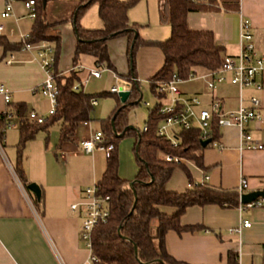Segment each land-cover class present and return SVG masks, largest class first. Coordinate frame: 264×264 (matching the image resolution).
<instances>
[{"label": "crops", "instance_id": "1", "mask_svg": "<svg viewBox=\"0 0 264 264\" xmlns=\"http://www.w3.org/2000/svg\"><path fill=\"white\" fill-rule=\"evenodd\" d=\"M80 1L44 2L46 20L59 21L52 26L60 35L59 54L54 70L65 75L73 67L79 80L86 78L82 86V91L86 93L109 91L108 88L113 84L96 92L85 90V84L90 79H100L103 72L110 74L115 79L114 83L118 79L123 80L115 73H127L129 70L126 57L127 37L118 35L106 41L108 59L116 72L107 67L98 77L89 74V69L96 62L94 56L86 53L79 55L74 66L72 57L75 35L69 16ZM11 4L12 15L0 18L4 25L0 33V83L9 94V102L4 103L0 93V113L3 109L21 103L25 116L29 110H34L45 118L48 113L40 112L37 100L43 98L49 101L38 91L32 90L43 79V71L31 59L29 51L18 48L15 34H7L9 28L13 32H29L32 18L26 15L22 0H12ZM2 5L3 0H0V8ZM127 16L132 21L128 11ZM241 18L248 20L255 50L264 54V0H238L235 10L218 7L215 10L189 11L186 23L190 29L210 30L214 41L222 47L221 56L235 55L239 50ZM98 20L91 27H100L102 21L99 16ZM82 26L87 24L83 23ZM140 36L144 39H158L157 36ZM2 41L15 43L16 46L5 48ZM46 41L53 46L52 41ZM8 51L14 52L15 61L4 62ZM162 61L163 54L157 46L140 45L135 56V80L147 81L161 66ZM206 70L208 69L197 68L196 72ZM261 82L260 88L243 87L240 91L236 85L227 81L218 83L212 90H208L200 78L178 83L183 93L199 97L201 107H208L212 99H217L222 110L235 109L240 100L248 105V97L255 95L259 99L263 122L262 126L254 120L245 123V128L252 137L261 143L260 148L239 149V129L235 125L217 126L216 139L221 146L216 148L206 144L201 150V166H197L192 160L180 158L187 169L190 165V175L195 181H205L222 189H237L239 179L243 177L246 181L244 191L264 189V77H261ZM111 110L102 118L108 116ZM102 118H99L96 126H93L91 117L87 119L86 125L80 121L72 134L61 141H58L60 121H53L25 141L21 168L27 183L32 181L39 186L40 196L35 201L33 192L22 184L13 170L19 137L18 116L12 115L9 119L10 126L3 131V126L0 127V264H94L88 258L90 249L79 237L81 207L77 206L72 210L69 205L80 200L83 188L96 182L105 169L106 153L103 150L95 148L90 152H83L79 150L78 144V139L87 134L89 129H101ZM53 126H57V129H52ZM78 129L81 132L79 137L76 135L80 133ZM177 168L179 167L172 170L164 184L168 190L182 191L188 185L186 176L179 173ZM117 172L124 178L118 169ZM158 208L165 213L174 210V207L168 205H159ZM243 218H247L250 225L241 227L236 234L229 232V228L238 225ZM179 221L181 224H198L200 228L180 232L168 229L164 233L165 250L174 259L189 264H230V261L232 264H264V205L242 209L238 205L224 207L215 203L192 204L185 207ZM229 252L232 253L231 257Z\"/></svg>", "mask_w": 264, "mask_h": 264}, {"label": "trees", "instance_id": "2", "mask_svg": "<svg viewBox=\"0 0 264 264\" xmlns=\"http://www.w3.org/2000/svg\"><path fill=\"white\" fill-rule=\"evenodd\" d=\"M34 0V16L28 41L48 40L53 42L54 64L59 54L60 35L52 26L59 21L46 20L44 2ZM137 0H81L69 16L75 35L72 64L75 65L82 53L94 56L95 62L103 61L109 68L114 67L108 59L106 41L109 38L126 35V57L129 70L115 74L130 81V91L125 102L117 97L110 114L100 119L101 130L106 136L104 143H110L111 149L106 156L105 169L96 181L98 193L108 194V215L103 222H97L90 233V253L94 264H189L171 257L164 247V233L168 229L177 232L199 229L198 224H181L180 214L192 204L215 203L228 207L238 205L237 189L214 187L205 181H195L184 163L165 160L161 154L168 153L179 158L192 160L201 166V150L196 128L179 129L175 136L176 145L166 137L155 135L154 131L160 115L154 105L147 110L144 121L146 129H137L128 124L126 113L140 98L139 82L134 78V53L139 45H155L162 54L161 66L147 79L149 91L157 95L156 87L173 75L184 78L197 68L213 69L218 66L222 47L215 42L210 30L190 29L186 23V14L195 10H215L218 7L235 10L238 0H158V18L169 25V35L163 39H144L138 33L139 24L130 21L128 8ZM95 3L97 14L102 21L100 27H83L79 18L85 8ZM5 48L15 43L2 41ZM19 45V43H17ZM75 69L65 75L54 73L57 88L53 111L42 122L36 123L24 114V106L19 103L0 113V127L11 118L18 116L19 137L16 142V160L13 170L24 186L27 181L21 168L22 147L37 130L46 128L53 121H60L58 141L69 137L75 126L82 120L90 119L93 105L90 97L115 94L110 91L86 93L82 89H73L79 78ZM9 114V116H8ZM112 120V122H110ZM134 135L133 154L137 166L132 179L118 175L117 141L124 135ZM2 131H0V136ZM217 125L211 126V138H217ZM175 167H180L188 182L182 191L168 190L164 184ZM131 181V184L129 182ZM27 188V187H26ZM38 200L34 196V201ZM174 207L171 213L162 212L158 206ZM155 220L154 230L151 223ZM135 247V249H134ZM230 257L231 252L228 254ZM264 262V254H263ZM232 264V261H230Z\"/></svg>", "mask_w": 264, "mask_h": 264}, {"label": "built area", "instance_id": "3", "mask_svg": "<svg viewBox=\"0 0 264 264\" xmlns=\"http://www.w3.org/2000/svg\"><path fill=\"white\" fill-rule=\"evenodd\" d=\"M12 0H3V5L0 8V18L5 19L12 15ZM22 5L26 10V15L29 18L34 16V0H22ZM4 25L0 22V33L2 32ZM15 34L17 37V43H19V49L22 51H29L31 53V59L36 61L43 71V79L41 82L32 88L33 91H38L41 95L47 97L49 101L48 114H50L55 105V94L57 92L56 85L54 83V55L53 46L46 40L37 42L28 41V32H13L12 28L7 30V34ZM13 51H8L7 56L4 58V62L10 63L15 61ZM76 66V65H74ZM73 68V67H72ZM108 69L103 61L96 62L95 66L89 69V74L93 76H100L102 70ZM261 77H264V54L258 53L251 41V33L249 32L248 20L241 18L240 31H239V50L235 55L224 54L221 56L219 64L213 69H208L203 72L190 71L186 77L179 78L173 75L166 81H162L156 87L157 95L154 96L155 111L161 116L157 122L154 134L162 135L169 139L172 145H176L177 137L175 133L179 129L196 128L200 141L209 138L207 145L219 148L221 143L218 139L211 138V126L216 124L218 127L227 125H235L239 129V149L242 148H260L262 145L254 139L251 133L245 128V123L249 120L258 122L259 126H262L261 113L259 111V99L255 95L248 97V105L241 102L235 109L222 110L220 103L217 99H212L208 107H201L200 99L196 94L186 95L178 87V83L183 80H191L200 78L204 81L205 87L208 90H212L218 83L227 81L238 87L239 91L243 87L260 88L262 85ZM126 82L130 81L123 79ZM86 78L81 79L73 83V89H82ZM122 86L117 82L111 85L108 90L112 93H117L118 87ZM123 88V86H122ZM0 93L2 94L4 103L9 102V94L6 87L0 83ZM96 96L90 97V103L96 104ZM145 106H149V101H143ZM153 105V106H154ZM150 109V108H149ZM7 109H3L2 112H6ZM9 116V114H8ZM27 118L35 121L36 123L42 122L44 117L37 114L34 110L27 112ZM82 124H88L87 120H82ZM10 126L8 120L1 128L5 129ZM146 124L143 125L142 130L146 129ZM106 139L105 134L101 129H89L88 133L78 139L79 150L83 152H90L93 149H101L109 154L111 149L110 143H104ZM165 160H172L179 162L180 158L168 153L161 154ZM206 174L204 178H206ZM246 188V181L243 177H240L237 191H238V206L240 208H247L253 206H263L264 198L258 197L253 201L241 203L239 201V195ZM97 183L94 182L83 188L82 197L80 200L72 202L69 206L72 210L77 206L81 207V220L79 223V237L90 249V233L92 227L97 222L105 221L108 215V194L102 195L97 191ZM250 225V221L247 218L240 220V223L234 227L229 228V232L238 233L241 227ZM89 260L93 261L94 257L90 253Z\"/></svg>", "mask_w": 264, "mask_h": 264}, {"label": "rangeland", "instance_id": "4", "mask_svg": "<svg viewBox=\"0 0 264 264\" xmlns=\"http://www.w3.org/2000/svg\"><path fill=\"white\" fill-rule=\"evenodd\" d=\"M157 3L156 0H137L128 8V15L130 19L137 24H139L138 32L139 35L143 37L153 36L159 39H163L169 35V27L166 23L160 22L157 13ZM83 16V17H82ZM82 17V18H81ZM79 18V23L82 25L87 24L85 27H91L93 24L99 22L97 15V6L95 3L89 4L84 12ZM140 46V45H139ZM137 46L134 53V63L135 56L139 49ZM115 79L110 74L106 72L102 73L100 79H90L85 84V90L88 92H96L105 88H108L110 84H114ZM139 88L141 91V96L139 101L132 105L126 113L127 122L129 125L142 129L144 121L147 117V107L151 108L154 105V98L149 91L148 82L146 80H139ZM96 104L93 105L90 111V117L93 121V126H96L99 118L105 116L111 109L114 108L117 97L116 94H103L96 96ZM143 101H149L150 105L145 106ZM37 106L41 113H45L49 109V102L45 99L37 100ZM46 112L45 114H47ZM41 115V114H39ZM43 116V115H42ZM97 122V123H96ZM56 127V128H55ZM52 129H57V126H53ZM80 132V130L78 129ZM81 134L77 133V137ZM133 141L134 135L128 133L122 136L117 141V159H118V170L121 176L126 179H132L136 172V163L134 160L133 154ZM190 166V165H189ZM188 166V171L190 167ZM179 173H182L183 176H186L184 171L179 167L177 168ZM190 173V171H189ZM151 223V230L153 231V223Z\"/></svg>", "mask_w": 264, "mask_h": 264}, {"label": "water", "instance_id": "5", "mask_svg": "<svg viewBox=\"0 0 264 264\" xmlns=\"http://www.w3.org/2000/svg\"><path fill=\"white\" fill-rule=\"evenodd\" d=\"M117 83L120 84V85H123V88L122 86H119L118 87V91H117V97H118V100L120 102H125L128 95H129V83L126 82L125 80H122V79H118L117 80ZM110 122H112V120H110ZM209 141V138H206V139H203L200 141V145L202 147H204L207 142ZM129 184H131V181L129 182ZM26 187L33 192L34 196L38 199L39 196H40V189H39V186L35 183V182H28L26 184ZM258 197H263L264 198V189H253V190H248V191H243L240 193L239 195V201L241 203H245V202H249V201H253L255 200L256 198ZM135 249V247H134Z\"/></svg>", "mask_w": 264, "mask_h": 264}]
</instances>
